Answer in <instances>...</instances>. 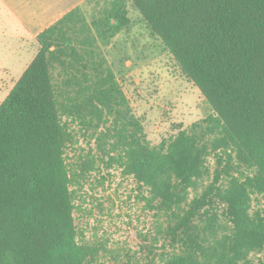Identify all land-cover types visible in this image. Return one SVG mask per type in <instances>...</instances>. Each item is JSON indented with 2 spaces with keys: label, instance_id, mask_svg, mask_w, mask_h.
I'll return each mask as SVG.
<instances>
[{
  "label": "trees",
  "instance_id": "16d2710c",
  "mask_svg": "<svg viewBox=\"0 0 264 264\" xmlns=\"http://www.w3.org/2000/svg\"><path fill=\"white\" fill-rule=\"evenodd\" d=\"M130 6L212 108L158 144L103 50ZM37 39L0 103V264H92L102 251L75 218L83 164L98 157L91 146L78 171L70 162L80 131L154 214L149 257L121 264H264V0H106Z\"/></svg>",
  "mask_w": 264,
  "mask_h": 264
},
{
  "label": "rangeland",
  "instance_id": "374dc122",
  "mask_svg": "<svg viewBox=\"0 0 264 264\" xmlns=\"http://www.w3.org/2000/svg\"><path fill=\"white\" fill-rule=\"evenodd\" d=\"M105 1L57 0L55 4L53 0L52 7L37 19L34 14L40 11L39 0H32L28 10L0 0V103L37 55V36L43 29L75 7L91 19L104 8ZM129 15L130 28L115 36L103 50L149 140L158 144L208 116L212 108L140 12L130 6ZM79 134V142L69 153L77 171L79 164L92 159L91 146L98 156L83 164L86 167L92 163L94 168L80 176L76 186L80 206L75 211L77 226L86 241L102 249L92 264H121L128 255L145 261L149 254L144 244L154 231L153 211L140 197L136 180L109 161H101L102 152L95 141L81 131Z\"/></svg>",
  "mask_w": 264,
  "mask_h": 264
},
{
  "label": "crops",
  "instance_id": "0c3cea01",
  "mask_svg": "<svg viewBox=\"0 0 264 264\" xmlns=\"http://www.w3.org/2000/svg\"><path fill=\"white\" fill-rule=\"evenodd\" d=\"M3 1H5L4 3H6V4H8V6H11V5H13V6H16V8L17 9H19V10H28L29 9V5L31 6V4H32V0H20L19 1V3L18 4H14L15 3V1L16 0H3ZM53 0H39V9L38 10H40L39 12H35V17L37 18V19H40L41 18V15H42V17H43V14H44V11L45 10H48V9H50L52 6L50 5L51 3L50 2H52ZM55 1V4H56V1L57 0H54ZM75 7V6H74ZM73 7V8H74ZM43 9V10H42ZM72 9V8H71ZM70 9V10H71ZM42 11V12H41ZM69 11V10H68ZM67 11V12H68ZM19 13V12H18ZM66 13V12H65ZM64 13V14H65ZM63 14V15H64ZM62 15V16H63ZM61 16V17H62ZM60 18V17H59ZM58 18V19H59ZM36 19V20H37ZM57 19V20H58ZM55 22V21H54ZM53 23V22H52ZM48 27V26H47Z\"/></svg>",
  "mask_w": 264,
  "mask_h": 264
}]
</instances>
